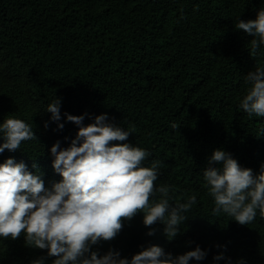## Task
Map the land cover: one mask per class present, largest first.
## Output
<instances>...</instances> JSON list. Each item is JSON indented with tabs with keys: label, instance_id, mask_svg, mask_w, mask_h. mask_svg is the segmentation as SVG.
Segmentation results:
<instances>
[{
	"label": "trees",
	"instance_id": "trees-1",
	"mask_svg": "<svg viewBox=\"0 0 264 264\" xmlns=\"http://www.w3.org/2000/svg\"><path fill=\"white\" fill-rule=\"evenodd\" d=\"M261 9L264 0H0V124L23 119L37 138L0 152V163L23 162L51 188L62 179L51 146L68 148L80 127L65 114L83 115L87 125L106 113L107 123L133 131L112 143L147 150L145 166L160 161L156 184L175 189L170 203L193 194L197 203L171 240L163 223L146 226L139 212L93 251L130 260L151 244L173 257L199 246L205 258L189 264H264V217L241 225L214 213L203 178L207 168L222 171L211 160L217 149L254 176L264 171V117L239 108L246 75L264 67V45L252 57L253 37L235 27ZM55 98L58 121L46 110ZM41 257L54 259L26 246L23 234L0 237V264Z\"/></svg>",
	"mask_w": 264,
	"mask_h": 264
},
{
	"label": "clouds",
	"instance_id": "clouds-1",
	"mask_svg": "<svg viewBox=\"0 0 264 264\" xmlns=\"http://www.w3.org/2000/svg\"><path fill=\"white\" fill-rule=\"evenodd\" d=\"M235 27L253 37V57L264 45V9L254 20L238 19ZM245 83L250 86L239 100V108L249 117H264V67L250 71ZM60 103L55 98L47 105L52 120H60ZM65 115L80 127L68 148L60 149L59 142L51 146L53 168L62 177L51 188L23 162L10 157L0 163V237L15 240L23 234L26 246L46 249L47 256L54 258L52 264H189L192 259L203 260L206 252L199 246L173 257L163 247L151 244L130 260L121 258L118 251L109 250L101 256L92 250L101 241L115 239L123 222L139 212H143L146 226L159 221L165 225L164 235L169 240L175 238L197 197L193 194L185 202L170 203V192L175 189L156 184L160 161L145 166L150 155L147 150L112 143L126 141L133 131L107 123L106 113L87 125L83 115ZM63 126L59 124L61 129ZM0 134L4 139L0 152L15 151L22 142L37 140L31 124L12 116L0 124ZM211 160L223 162L222 171L213 167L203 171L208 195L215 204L213 212H223L241 225L252 223L257 212L264 217V171L254 176L252 169L242 168L222 149L215 150ZM153 234L154 229L148 232ZM44 259L32 264H44Z\"/></svg>",
	"mask_w": 264,
	"mask_h": 264
}]
</instances>
